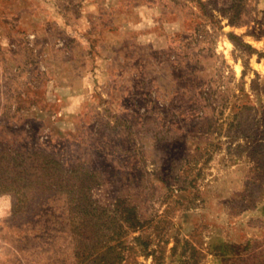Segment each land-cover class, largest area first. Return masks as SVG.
<instances>
[{"label":"rangeland","instance_id":"374dc122","mask_svg":"<svg viewBox=\"0 0 264 264\" xmlns=\"http://www.w3.org/2000/svg\"><path fill=\"white\" fill-rule=\"evenodd\" d=\"M0 264H264V0H0Z\"/></svg>","mask_w":264,"mask_h":264}]
</instances>
